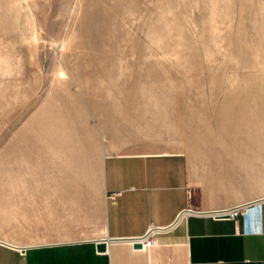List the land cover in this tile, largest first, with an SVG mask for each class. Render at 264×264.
Segmentation results:
<instances>
[{
	"label": "rangeland",
	"instance_id": "1",
	"mask_svg": "<svg viewBox=\"0 0 264 264\" xmlns=\"http://www.w3.org/2000/svg\"><path fill=\"white\" fill-rule=\"evenodd\" d=\"M138 151L229 154L264 194V0H0V238L94 237L105 157Z\"/></svg>",
	"mask_w": 264,
	"mask_h": 264
},
{
	"label": "crops",
	"instance_id": "2",
	"mask_svg": "<svg viewBox=\"0 0 264 264\" xmlns=\"http://www.w3.org/2000/svg\"><path fill=\"white\" fill-rule=\"evenodd\" d=\"M41 160L34 174L65 179L54 200L76 197L83 206L65 183L71 177L50 175L52 166ZM233 169L224 153L138 151L105 157L99 180L104 229L85 241L34 246L0 238V264H264V194L250 193L249 181L235 177ZM47 186L34 189L47 195ZM245 203L249 211L236 219L210 214ZM171 225L155 235L152 248L131 243L154 226ZM102 241L107 249L99 252Z\"/></svg>",
	"mask_w": 264,
	"mask_h": 264
},
{
	"label": "built area",
	"instance_id": "3",
	"mask_svg": "<svg viewBox=\"0 0 264 264\" xmlns=\"http://www.w3.org/2000/svg\"><path fill=\"white\" fill-rule=\"evenodd\" d=\"M250 203H245V204H241V205H235L234 207H232L231 209L227 210V209H223L220 210L219 212L216 213H210L214 218L219 219L221 217H226V218H233L236 219L239 216H245V214L249 211L250 208ZM189 212L183 211L180 214L179 219L177 220L176 223L180 222V219L188 214ZM176 225V224H174ZM174 225H171L169 227H167L166 229H162V227H152L149 229V231H147V233L145 235H142L141 238H132L131 243L132 244H141L143 247H149L152 248L153 246H155V235L159 232H165L167 230H169L170 228H172Z\"/></svg>",
	"mask_w": 264,
	"mask_h": 264
},
{
	"label": "water",
	"instance_id": "4",
	"mask_svg": "<svg viewBox=\"0 0 264 264\" xmlns=\"http://www.w3.org/2000/svg\"><path fill=\"white\" fill-rule=\"evenodd\" d=\"M137 249H141L142 245L141 244H135L134 245ZM97 251L102 252L105 251V249H107V243L105 241L99 242L97 244Z\"/></svg>",
	"mask_w": 264,
	"mask_h": 264
}]
</instances>
